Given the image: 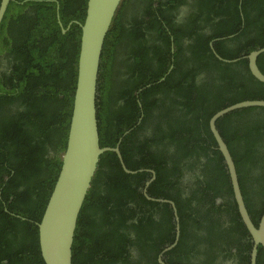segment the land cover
<instances>
[{"label": "trees", "instance_id": "16d2710c", "mask_svg": "<svg viewBox=\"0 0 264 264\" xmlns=\"http://www.w3.org/2000/svg\"><path fill=\"white\" fill-rule=\"evenodd\" d=\"M87 1L60 0V15L65 26L74 19L83 23ZM127 2L123 1L113 21L103 51L98 89L100 144L101 147L114 148L122 138L120 150L128 169L155 171L157 179L150 186L149 194L174 201L182 224L180 241L165 258L169 264H194L189 260V255L192 259L199 252L194 229H201L202 221L208 219L210 213L208 209L207 218L196 219L194 214L203 205L211 207L216 215L221 216L218 209L228 212L233 224L223 229L225 237L250 235L240 217L224 158L210 133L209 120L232 104L264 100V84L249 73L247 61L228 65L217 81L209 78L201 86L192 87V90L195 88L203 93L202 103L207 104L206 110H196L185 92V83L180 81L175 86L177 92L170 88L176 76L179 80L188 73V61H181L182 72H175V79L171 73L159 83L167 66L156 68L149 57L139 54L134 55L130 82L119 81L123 70L115 62L118 60L116 56L123 54L125 39L130 35L138 40L144 35L141 33L144 17L139 19V16H134L132 33H126L129 28L123 18L129 15L125 11ZM147 3L143 0L145 6ZM255 4L263 5L264 0L244 1L246 17L249 5ZM28 7L10 4L0 28V57L6 56L12 66L10 75L4 73L0 77V188L4 186L1 193L10 210L40 222L62 165L61 155L66 149L82 33L78 25H73L67 34H62L52 3L34 5L35 17L29 16ZM139 10L145 18L152 12L151 6L139 7ZM257 17L259 28L256 33L255 30H237L242 37H249L239 40L241 45L246 44L245 49L249 52L264 47L263 7ZM163 29L166 27L160 32ZM173 34L176 38L174 30ZM176 42H179L177 38ZM142 50L146 55L148 51ZM201 50L197 59L192 61L195 74L207 58L204 57L205 46L202 45ZM123 65L129 72L128 65ZM258 65L264 73V54ZM236 73L242 75L240 81L234 79ZM149 84L152 86L138 97L137 91ZM158 94H164L173 103L163 111L164 124L148 129L144 121L133 129L140 117L138 99L152 109L160 102L156 98ZM180 95L187 99L184 105L188 110L186 115H179L189 118L178 123L179 110L174 106L180 104ZM218 128L234 158L246 206L258 224L261 214H255L253 203L264 204V108L242 109L228 114L219 120ZM128 130L130 133L124 136ZM141 131L152 137L145 138L146 142L140 141L137 134ZM154 146L156 149L151 150ZM11 171L15 174L11 175ZM106 174L111 179V184H104L111 192V213L108 214L105 207L100 210L103 218H92L89 210L100 200L104 201L96 190L103 185L102 176ZM150 176V173L126 174L115 153L107 152L100 157L79 217L73 264H159L158 255L175 240L176 223L168 204L148 201L142 194ZM249 184H256L259 188H250ZM16 186H24L26 195L16 191ZM188 187L194 191L190 197H185L183 188ZM218 199L222 204L215 208ZM207 221L210 225L205 229L209 238L216 241L220 232L218 224ZM110 223L112 227L107 229ZM29 225V221L12 217L0 209V264H45L37 246L38 233H34ZM259 249L258 264H262L264 253L261 246ZM132 250L139 253L135 262L129 258ZM145 250L150 253L149 263L142 261ZM203 254L211 259L210 253Z\"/></svg>", "mask_w": 264, "mask_h": 264}, {"label": "flooded vegetation", "instance_id": "af4514ba", "mask_svg": "<svg viewBox=\"0 0 264 264\" xmlns=\"http://www.w3.org/2000/svg\"><path fill=\"white\" fill-rule=\"evenodd\" d=\"M11 1L12 2L10 4L15 3L17 5L30 6L26 8L30 17H35L37 14L36 9L33 7L34 5L40 3L44 4L46 2L52 3L57 11V22L61 28V32H62V27L59 21L62 22L64 28L66 29L69 28L68 32L71 30L73 25H78V23H81L79 20L74 19V20H70L69 23H67V25L65 26L60 15V8H61L60 0H11ZM144 1L148 2L146 6L143 4V0H128L127 4L125 5L126 6L125 11L126 13H129V15H126V17L123 18V21L126 23V27L129 28L126 32L127 34L132 33L131 27H132V22L134 20V16H139V19L144 17L145 23L143 29H141V33L144 34L142 38L137 40V38L134 39L132 36L129 35L125 39L126 41L125 45H123L124 48L123 54L121 55L120 53L119 57L116 56L118 60L115 62V64L116 66L118 65L121 70H123V75L118 77L119 81L129 80L130 82V79L133 75L131 68L132 65H134L133 59L135 54H139L140 56L142 55L146 56V58L149 57L151 61L154 63V66L156 68H162L164 66H167L166 74L163 76V78L159 80V83L166 80L168 75H170L171 73H173L174 75L177 73V71L182 72V66L180 63L185 62L186 60L188 61L189 66L186 67L187 69L186 68L185 69L186 71H188V73L182 76L181 78H179V80L178 77L176 76V80L174 84H171L172 87L170 88L172 89L173 92H177V88L175 86L180 81H182V83H185L186 85L185 92L190 96L196 110H206L207 104L202 103L203 93L197 91L195 88L194 90H192V87L194 85L201 86L203 82L207 81L209 78L217 81L220 75L225 73V71L227 70V66L237 63L236 61L238 62L247 61V69L251 74L248 60L245 57L248 56L252 51L251 52L246 51L245 49L246 44L242 43L241 45V42L239 41L249 37H242V35L239 32H237V30L238 29L250 30V31L255 30L256 33L259 28V20L257 15L258 12H260V7L264 8V4L263 5L255 4L253 6L249 5L248 15L246 17L245 10L243 9V3L245 0H174V1L144 0ZM87 6H88V1H87ZM150 6L152 8V12L150 15H148L145 18L144 14L139 10V7L150 8ZM85 13L87 14V8L85 10ZM162 27H166V29H163V31L160 32V29ZM173 30L175 31L176 38L178 39L179 42H176V38L173 34ZM250 37L255 38L256 35H251ZM140 41H144V42H140ZM202 45L205 46L204 57L207 56V58L203 63L204 65L199 70L198 74H195L193 70L194 66L192 61L196 60L198 53L203 51L201 50ZM143 48L148 51L146 55L145 52L142 50ZM239 48L241 49V52L239 51ZM220 58H222V60ZM159 61H163V62L159 63ZM208 61H210V63H208ZM231 61H235V62H231ZM9 64L10 63L6 58V56L0 57V77H2L4 73H7L9 75L12 73V66L11 64L10 65ZM123 64H125L126 66L128 65L129 72ZM241 76H242L241 74L236 73L234 75V79L240 81L239 78ZM173 79H175V75L173 76ZM150 86H152V84H149L139 89L136 95L139 97V94H141ZM99 96L100 94L98 95V97ZM156 98H158L160 102L157 107H154L152 109L150 108V106L146 107V105L143 104V101L138 99V104L140 105L139 106L140 117L139 119H137L136 124H134L133 129L138 127L144 121L146 124V128L148 129L152 127H159L164 124L166 118L163 115V111L165 108H169L170 107L169 105H173V103H171V101L167 99L164 96V94H158ZM186 101L187 99L184 96L180 95L178 99V102L180 104L177 103V105L174 106L177 110H179L178 111L179 120L177 119L178 123L182 122L181 121L182 119L188 121L189 116L184 118L183 116L179 115V114H183V115L187 114L188 108L184 105L187 103ZM163 127H166V125H164ZM128 133H130V130L126 131L124 136H126ZM148 137H152V136L145 131H141L139 132V134H137V138L140 141L143 140V142H146L145 138ZM120 140H122V138ZM120 140L119 143L121 145L122 141L120 142ZM156 147L157 146H154L151 150H155ZM49 153L52 155V152L50 150ZM144 154L147 155V152H145ZM146 170H152V169H146ZM104 173L105 172H103L102 174ZM13 174H15V172L11 171V175ZM150 174L151 176L149 177V179L152 178V173ZM102 177H103L102 179L103 185L100 188H98L96 191L98 196L103 198L104 201L100 200L97 206H94L91 208V210H89V214L92 218L94 217L103 218L104 214L100 210H105V207L106 210L108 211V214L111 213V192H109L107 190V187L104 186V184L107 182L111 184V179L107 174L103 175ZM156 179L154 181H156ZM248 186L250 188H253L255 186V189L259 188V186L256 184H254V186L249 184ZM2 189L0 188V201L2 200L1 202L2 206H0V209L3 212L7 213L8 215H11L12 217L19 218L22 221L30 222L29 227L33 229L34 233H38L37 246H39V252L41 253L40 244H39L40 229H38V223H40L41 221L36 222L35 220H29L25 215H23L24 216L23 217L21 213H19L20 214L19 215L18 212L16 213L10 210L8 204L5 201H3L4 198L1 193ZM15 189L16 191L20 192L21 195L23 196L26 195L24 193L25 190L24 186L23 187L16 186ZM183 189L185 191L184 193L185 197H190L192 192L194 191V189L191 187L183 188ZM159 204L162 205L164 203H159ZM221 204L222 201L218 199L215 202V208H217ZM253 205L255 207V214L257 215L261 214L262 216L264 213V204L262 205V203L256 201V203L255 204L253 203ZM208 209L210 211L209 218L203 220V217L207 218L206 213ZM211 209H212L211 207L209 208L203 205L201 207V210L199 212H196V214H194L196 219L203 221L201 224L202 226L201 229H194V234H195L194 240L199 243L197 246L199 251L197 253L198 255L193 256L192 259L191 256L189 255V260L190 261L192 260L194 264H200L201 262H203L204 264H209V262L210 264H251V255L254 247L253 239L251 235H247V236H244L243 234H240V236L226 235L225 237L226 231L223 229L229 227L230 224H233L230 223L229 221V214L226 210L218 209L221 213V216L216 215L212 212ZM207 220H211L213 222L216 221L215 223L218 224V228L220 232H219V237L216 239V241L210 240L209 234L205 229V227H208L210 225V223ZM111 227L112 226L110 223L107 229ZM160 242L161 240H159V243ZM163 250L160 252V254L163 252ZM206 252L211 254V259H209L206 254H203ZM259 253L260 252L258 251L257 264H258ZM262 253H264V250ZM149 254L150 253L147 250H145L142 261H144L145 263H149L150 261ZM160 254L158 255V262H159ZM165 255L163 256V260L165 261L166 264H169V261L167 258H165ZM129 258L130 260H132V262H135L139 258V253L137 251L132 250L130 251ZM262 264H264V262Z\"/></svg>", "mask_w": 264, "mask_h": 264}, {"label": "water", "instance_id": "95a60500", "mask_svg": "<svg viewBox=\"0 0 264 264\" xmlns=\"http://www.w3.org/2000/svg\"><path fill=\"white\" fill-rule=\"evenodd\" d=\"M123 1L88 0L85 21L83 24L78 23L82 35L73 101L74 109H72L68 139L66 149L61 155L62 165L56 183L42 220L38 223L39 244L45 264H73V247L76 230L79 228V217L96 175L100 157L107 152L117 155L126 174L152 173V178L142 188L143 195L149 201L169 204L173 210L176 223L175 240L160 254V264H166L163 256L176 248L180 241L182 224L175 202L149 195L148 189L156 179L155 171L146 169L132 171L125 164L120 143L114 148L101 147L100 144L98 89L102 57L106 38ZM10 3L11 0H1L0 27ZM59 23L63 34H66L69 28H64L61 21ZM263 54L264 47L252 51L245 57L252 76L262 84H264V73L258 66V60ZM249 108H264V100H245L221 109L210 118L209 128L217 149L224 158L240 217L253 239L251 264H257L259 246L264 250V213L258 224L251 217L243 197L234 158L217 125L219 120L228 114Z\"/></svg>", "mask_w": 264, "mask_h": 264}, {"label": "clouds", "instance_id": "9594fccd", "mask_svg": "<svg viewBox=\"0 0 264 264\" xmlns=\"http://www.w3.org/2000/svg\"><path fill=\"white\" fill-rule=\"evenodd\" d=\"M262 48V47H261ZM259 61V60H258ZM259 66V65H258ZM260 68V67H259ZM261 70V69H260ZM218 125V124H217ZM219 129V128H218ZM228 171V170H227ZM238 173V172H237ZM239 177V176H238ZM230 178V177H229ZM239 182H240V180H239ZM240 186H241V184H240ZM241 190H242V188H241ZM234 193V192H233ZM243 193V192H242ZM150 195V194H149ZM151 196V195H150ZM243 197H244V195H243ZM148 200V199H147ZM244 200H245V198H244ZM149 201V200H148ZM220 201H222L221 199H220ZM236 202V201H235ZM245 203H246V201H245Z\"/></svg>", "mask_w": 264, "mask_h": 264}]
</instances>
